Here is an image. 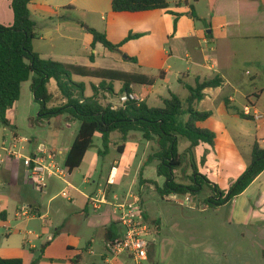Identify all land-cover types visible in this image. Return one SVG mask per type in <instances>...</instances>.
Listing matches in <instances>:
<instances>
[{"label":"rangeland","instance_id":"rangeland-1","mask_svg":"<svg viewBox=\"0 0 264 264\" xmlns=\"http://www.w3.org/2000/svg\"><path fill=\"white\" fill-rule=\"evenodd\" d=\"M169 3L170 10L173 13L163 11L161 17L160 13H153L150 22V27L154 29L153 33L148 35L143 30L145 28H138L134 32H129L132 35L137 34L136 37L129 40L135 41L129 44H127L129 42L127 41L119 50L114 51L113 59L108 57V53H105L111 51L100 45L95 52L97 57L95 66L155 77L157 78V90L167 93L169 87L182 100H185L189 91L178 82V73L181 72V76H185L183 81L193 84L191 78L195 75V66L189 58L177 59L170 57V44L167 43L166 34L164 33L167 30L169 36H176L175 45L177 47H181L183 40L188 37H191L192 41L198 42L199 36L196 31L206 30L207 22L211 21L210 9L207 0H169ZM141 25L146 26L144 23H141ZM208 31L209 29L206 30V33L211 41L210 44L216 42V46L211 47L203 38H200L206 53L211 55L220 54L222 58L220 69L226 68L230 74L234 75L235 71L239 70L240 65H243L241 55L238 56V54L236 55L230 50L222 48L223 43L221 41L224 42V40L210 35ZM212 37L214 38L212 39ZM39 45L47 47L48 43L40 41L37 42L36 46L39 48ZM43 50L45 51V48ZM76 51L78 56L76 62L79 65L90 66V55L94 51L91 48H86L84 43L77 46ZM148 51H152V59L148 57ZM128 55L133 56L132 58L137 61H130L126 58ZM161 66L170 72L168 78L164 81L159 78L164 76V73L160 70L161 68H159ZM247 70L254 71L252 63H247L239 72V75L243 76L245 81L250 78L246 75ZM187 76H191V78L189 79ZM72 78L76 82H86L90 79L88 84L93 80V78L77 75H72ZM96 84L100 85L98 80ZM114 85H116L114 87L119 92L118 84L115 83ZM104 86H108V84H104ZM140 87L138 86V90H140ZM98 88L99 97L103 103L113 104L112 100L115 103L119 102L118 96L111 93L106 95L105 90L100 86ZM48 90L52 94V100L47 104L48 107L62 106L63 98L55 80L50 81ZM147 104L150 107L164 106L163 102L150 99L147 100ZM214 107L216 111L217 106ZM205 108L206 106L202 107V109ZM41 109V103L35 99V95L31 90V80L24 82L21 99L17 103V107L10 111L12 125L2 126L1 131L3 127L7 128L5 133L9 139L8 145L11 143L14 132L31 140L30 145L26 144L25 154L28 155L34 152L40 154L39 147L44 144L47 151H55L58 154L56 160L63 168L65 150L74 142L81 123L69 114L41 117ZM119 135H121L119 132L113 133L109 151L100 155L99 151L103 150L104 147L101 136L97 134L94 137L92 147L87 153L84 165L81 169H76L74 176L67 177V180L80 185L86 193L89 192L88 185L83 183L86 175L90 176L92 181L95 180L97 183L105 185L110 165L115 161L124 164L131 154L130 151L122 153L118 150V146L121 144L119 143L117 146L116 143L119 141ZM131 137L141 142V157L144 151L147 157L153 148L157 147L155 142L146 141L139 132H132ZM249 139L248 136L242 135L233 140V146L236 148L237 154H228L221 147L215 149L209 147V145H199L195 149V158L200 173L204 174L213 184L218 185L222 191H227L250 163L251 147L248 146ZM119 142H122L121 139ZM189 145V140L180 138L179 147L182 153ZM94 159H96V171L89 173V167ZM3 165L6 166L5 163ZM156 165L157 162L148 163L144 170V177L162 186L165 178L158 175ZM134 175L135 170L126 180L129 185L134 179ZM191 175L190 160L186 157L182 169L176 172L177 180L189 184L191 183ZM138 180L136 187H134L138 188L136 193L140 195L147 218L153 226L149 264H264V172L242 194L232 200L225 201L221 205H211V198L212 200H217V198H215V192L206 183L203 184V190L197 195L191 193L186 195L171 194L162 197L151 187H145L144 191L141 192V186L145 183H142L139 176ZM66 188L69 189L70 196L73 197L75 192L70 190L65 182L57 179L56 189L52 193H49L47 189L48 193L41 192L35 189L32 184H24L22 187L24 192L22 193L25 202L40 203L45 207L52 202L54 210L61 205L70 211H77L81 221L85 222L84 229L79 232V249H84L88 241L94 239L95 252L100 254L103 247L101 236L103 225L97 223L100 212L90 207V218L87 219V215L81 210L80 202L73 203L71 197L62 196L61 192ZM143 196L145 197L143 198ZM52 197L55 199L50 201ZM146 202L147 207L145 206ZM60 214L62 215L63 211ZM58 217L60 216H56V218ZM22 220L20 223L26 222ZM58 224L57 219L54 220V218H47L46 220L39 219V217L34 218L25 232L21 233V236L25 235L27 241L37 245L35 251L30 248V245H26L27 252L31 254L41 252L42 243L48 237H53L57 227H59ZM12 225H15V223ZM14 232L20 233L16 229ZM6 233H9V231L0 228L1 238L6 237ZM35 234H41L42 238H35Z\"/></svg>","mask_w":264,"mask_h":264},{"label":"crops","instance_id":"crops-1","mask_svg":"<svg viewBox=\"0 0 264 264\" xmlns=\"http://www.w3.org/2000/svg\"><path fill=\"white\" fill-rule=\"evenodd\" d=\"M11 1L12 0H0V23L5 25H10L14 21ZM29 7L32 19L36 23L37 38L34 40L35 51L40 53L44 58L49 57L56 61L77 65H79L76 62L78 58L76 51L77 46L80 44L83 45L84 43L86 48L92 49L93 35L89 32L88 28H94L99 32L105 33L112 43L119 44L123 42L129 32H134L138 30V28H145L143 30H145L148 35L153 33L154 29L150 27L151 15H153V13H160L161 17L163 12V10H153L136 13H118L113 11L110 0H33ZM210 18L211 21L207 22L206 30H211L210 35L224 40V42L221 41V43H223L222 48L228 49L234 54H238V56L241 55L243 65H240L239 70H236L234 75L230 74L226 68L220 69L222 64L221 55L218 53L213 55L207 54L204 46L201 44L200 38H203L208 44L211 42L207 37L206 30L196 31L199 36L198 42H194L191 40V37H188L183 40L181 47L175 45V41H177L176 36H169L168 31L165 30L166 32L164 34H166L167 43L170 44V57L177 59L189 58L195 66V75L192 76V78L191 76H187L189 79H192L191 81L193 84L183 81L185 76H181V72L178 73V82L186 88L185 84L195 85L198 79L203 81L204 79L213 78L215 76L222 78L221 86L204 90L205 97L197 105L198 110L201 112H212L210 118L198 122L197 125L201 128L211 129L216 133L215 149L216 147L217 149L221 147L228 154H237L238 152L233 146V140L242 135L250 138L248 146L251 147V150L255 141H258L260 145L264 147V76H262L264 75V2L262 0H217L210 12ZM141 23H144L146 26L144 25L145 27H143ZM213 38L214 37H212V39ZM40 41L48 43L49 46L39 45L38 48L36 44ZM132 41L135 40H131L127 44ZM100 45L102 44L97 43L95 48L92 49L94 51V61L90 59L91 65L88 66L90 68H101L95 66V64H97L95 52ZM210 45L214 47L216 46V42ZM44 48L45 51L43 50ZM108 51L110 50L108 49ZM111 52L113 53L114 51ZM111 52L105 53H108V57L113 59L112 57H114L113 55L115 54ZM151 53L152 51H148V57L150 59L153 57ZM131 57L133 56L128 55L126 58L129 59ZM247 63L253 64L254 71H246V75L250 78L245 81L244 77L239 75V72ZM159 68H161L160 70L164 73V76H160L159 78L164 81L168 78L170 72L165 70L162 66ZM88 80L90 81V79ZM88 80L83 82L86 86L85 95L92 96L94 94L93 88L99 85L96 84L97 80L101 83V79L93 78L89 84ZM115 83L118 84L117 86H119L118 88L121 90L123 84L120 81L114 83L107 82L108 86L110 85L113 87L116 86L114 85ZM138 86H141L140 90H138ZM156 86L157 81L153 86L133 85L132 92L136 93L140 100H144L145 102L149 99L153 101L158 100L161 103L163 102L164 105V100L170 98L171 92H175L168 87L166 93L157 90ZM103 90H105L106 95L111 93L106 89ZM114 90L118 92L115 87ZM188 96L189 93L185 98ZM18 102L19 101L7 112L10 125H12L10 111H12L14 107H17ZM65 102L66 100L63 98L62 104H65ZM111 102L114 105L119 104V102L115 103L113 100ZM226 102H228L233 109H239L242 112H244L245 106L249 105L251 107L250 114H245L250 116L251 119H244L233 109H228ZM215 105L217 106V112L215 111ZM203 106H206V108L202 109ZM1 127L2 126H0V138L8 141V136L5 133L7 128L3 127L1 131ZM116 135L118 136V133ZM15 137L19 139L27 138L21 137L19 133L14 132L11 142ZM118 139L120 141L121 135H119ZM119 141L116 142L117 146L119 143H122ZM31 143V140H29V143H23L24 152L27 148L26 144L30 145ZM202 144L207 145L205 143ZM42 146H44V144L40 145V147ZM71 146L67 147L65 150V157L63 160L64 167L67 153ZM127 151H130L131 154L124 164L115 161L109 167L108 177L113 167L117 169L115 183L107 187L108 199L110 201H113L115 196H125L130 188H133L136 192V189H138L135 188L138 176L141 177V181H150V179L144 177V170L149 155L146 157L144 151L142 157L140 156L141 142L133 139L131 134L124 143V150L122 153ZM51 152L57 157L58 154H56L55 151ZM87 153L82 165L77 169H81L84 165ZM5 164L6 166L3 165L0 167V228H5L9 233H6V237H0L1 257H18L23 259L24 264L33 263L41 252L28 253L26 245H30L33 251L37 250V245L35 243L31 244V241H27L25 235L21 236V233L25 232L34 218L39 217V219L42 220H46L47 218L57 219L59 227H57L53 237H48V239L42 243L43 246L51 241L44 249L38 264L121 263L120 259H112L106 251L108 231L115 230L120 232L121 230V225L117 220V213L110 204H103L100 208H94L90 201V198L97 196L99 192L107 186L108 177L106 184L102 185L95 180L92 181L91 177L86 175L83 180V183L87 184L89 187V192L86 193L81 189L80 185H76L74 182L67 180V177H73L77 170L75 169L72 173H69L66 167H63L66 170L65 178H50L48 186L50 189L47 188L49 193H52L54 189H56V179L61 180L68 185L70 190L75 192V195L73 197L71 196L72 202H80L81 210L87 215V219L90 218V207L100 212L97 217V223L103 225L101 233L103 247L100 254H98L94 249V239L89 240L84 249H79L78 247L80 242L79 232L84 229L85 222L81 221V217L77 211H70L61 205L57 206L54 210L52 202L46 207L40 203L31 201L25 202L22 187L24 184H31V182L27 179L26 168L23 162L13 159L5 162ZM133 170H135L134 179H132L129 185L126 180ZM95 171L96 159L92 160L88 172L93 173ZM145 187L154 189L151 183L146 182L145 185L141 186V192L144 191ZM47 190L44 192H47ZM144 197L145 196H143V198ZM54 199L55 198L52 197L50 201ZM24 203L30 205L34 209V215L32 218L23 219L26 222L20 223L22 219L16 218V211L18 207ZM145 206L147 207V202ZM62 211L63 214L61 215L60 212ZM56 216L60 217L56 218ZM13 223H15V225H12ZM15 229L20 233L14 232ZM35 238L41 239L42 235L35 234Z\"/></svg>","mask_w":264,"mask_h":264},{"label":"trees","instance_id":"trees-1","mask_svg":"<svg viewBox=\"0 0 264 264\" xmlns=\"http://www.w3.org/2000/svg\"><path fill=\"white\" fill-rule=\"evenodd\" d=\"M33 0H12L11 7L14 12V21L10 25L0 23V126H9L10 120L7 112L20 100L22 85L31 80V90L35 99L42 105L41 117H54L61 114H69L80 121L78 133L67 153L65 167L69 173L82 165L86 153L94 143V137L98 134L103 141V150L99 154L109 151L111 135L114 132L121 133L122 143L118 150L123 152L124 143L132 132H139L146 141L157 144L149 154L146 164L157 162V173L165 178L160 186L155 181L149 182L162 196L168 195H197L203 190L206 183L215 192V198L211 205H221L225 201L232 200L242 194L264 172V147L258 141L252 145L251 160L247 169L235 180L227 191H222L218 185L213 184L201 174L195 158V149L205 143L211 148L216 145V133L208 128L197 125L212 116L211 111L201 112L197 105L204 97V90L216 88L222 85V78H213L196 81L195 85L185 84L189 96L182 100L171 92L170 98L164 100L162 107H150L144 100H130L124 105L103 103L99 97V86L94 87V94L86 96V86L83 82H76L72 75L101 79L100 87L110 91L114 96L133 91V85L153 86L157 78L140 73L126 72L105 68H90L88 66L64 63L49 58H44L34 49V40L37 38L36 23L32 19L30 4ZM114 12H145L170 10L169 0H110ZM210 12L217 0H207ZM264 2V0H262ZM194 15V12H193ZM210 27V26H209ZM93 35L92 49L97 43H101L110 51H117L120 47L136 37L137 34H129L123 42L112 43L105 33L94 28H88ZM94 61L93 54L90 55ZM136 62L135 58H129ZM55 80L57 87L66 100L62 106L48 107L52 100V94L48 90V84ZM120 81L123 84L119 92H115L113 86H104L107 82ZM228 109H233L226 102ZM244 119H251L239 109H233ZM185 138L190 145L185 152L180 151L179 140ZM185 155V157H184ZM188 157L192 169L191 183L185 184L177 180L176 172L182 169L184 159ZM154 223V222H153ZM158 223V222H157ZM117 231L109 230L107 240L116 237ZM51 241L41 247V254L32 264H38L44 249ZM0 264H24L22 258H4L0 256Z\"/></svg>","mask_w":264,"mask_h":264},{"label":"built area","instance_id":"built-area-1","mask_svg":"<svg viewBox=\"0 0 264 264\" xmlns=\"http://www.w3.org/2000/svg\"><path fill=\"white\" fill-rule=\"evenodd\" d=\"M130 100H140V98L134 92L123 93L119 98V105H124ZM250 110L251 107L247 105L243 111L250 114ZM23 143H29V140L15 137L8 145L7 140L0 138V167L9 160H21L26 168L28 181L41 192L48 188L50 178H65L66 171L60 167L53 152H48L42 146L39 148L40 154L28 155L24 152ZM116 174L117 169L113 167L107 180V186L97 196L90 198L94 208H100L103 204L112 205L117 213L118 223L121 225L119 234L106 241V251L112 259H120V264H147L153 226L147 218L140 195L133 188H130L123 197L115 196L113 201L108 199L107 187L115 183ZM61 194L63 197H71L67 188ZM33 215L34 209L26 203L21 204L16 211V218L20 220L28 219Z\"/></svg>","mask_w":264,"mask_h":264},{"label":"water","instance_id":"water-1","mask_svg":"<svg viewBox=\"0 0 264 264\" xmlns=\"http://www.w3.org/2000/svg\"><path fill=\"white\" fill-rule=\"evenodd\" d=\"M208 33L210 34V33H211V30H209ZM26 173H27V172H26Z\"/></svg>","mask_w":264,"mask_h":264}]
</instances>
